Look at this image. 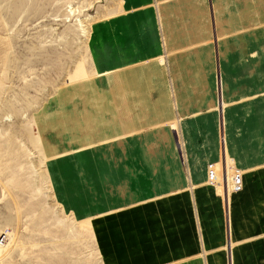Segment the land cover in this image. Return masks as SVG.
<instances>
[{"label":"crops","instance_id":"1","mask_svg":"<svg viewBox=\"0 0 264 264\" xmlns=\"http://www.w3.org/2000/svg\"><path fill=\"white\" fill-rule=\"evenodd\" d=\"M121 1V13L92 30L99 129L92 142L84 120L70 130L71 145L94 148L54 158L58 197L89 221L103 264H264V93L246 73L223 76L220 93L205 75L214 61L205 57L203 8L192 38L181 20L200 0L182 10L174 0ZM178 112L182 149L169 127ZM220 113L225 150L242 170L227 205L206 181L220 153Z\"/></svg>","mask_w":264,"mask_h":264},{"label":"rangeland","instance_id":"2","mask_svg":"<svg viewBox=\"0 0 264 264\" xmlns=\"http://www.w3.org/2000/svg\"><path fill=\"white\" fill-rule=\"evenodd\" d=\"M174 1L181 10L191 2ZM191 3L189 14L181 13L182 25H187L190 38L198 25L200 32L203 8L205 57L214 61L212 70L206 67L204 73L214 75V88L220 93L223 76L246 73L251 90L263 94L264 0ZM121 5V0H0V264L104 263L92 226L60 200L50 169L55 157H75L94 148L71 145L70 130L75 132L84 120L81 126L92 142L90 134L99 129L91 123L97 115L91 114L92 90L99 78L92 30L96 23L121 13ZM106 37L116 40L117 35ZM113 90L110 87V95ZM172 118L169 127L182 149L183 115L174 113ZM219 127L220 153L207 163L206 181L227 205L235 193L233 174L242 178V170L225 150L223 113ZM210 169L215 185L209 180Z\"/></svg>","mask_w":264,"mask_h":264},{"label":"built area","instance_id":"3","mask_svg":"<svg viewBox=\"0 0 264 264\" xmlns=\"http://www.w3.org/2000/svg\"><path fill=\"white\" fill-rule=\"evenodd\" d=\"M209 180L212 182L213 185L216 184V176L214 177V174L212 173L211 169L209 170ZM233 178L235 179V184L232 187L233 192H237L240 189L241 184V178L239 176V173L233 174Z\"/></svg>","mask_w":264,"mask_h":264}]
</instances>
